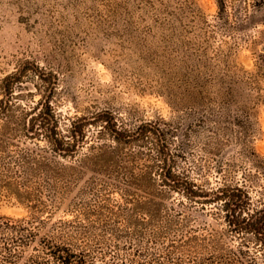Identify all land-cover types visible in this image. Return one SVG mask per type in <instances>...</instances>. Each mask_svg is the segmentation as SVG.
Returning <instances> with one entry per match:
<instances>
[{
  "label": "rangeland",
  "instance_id": "obj_1",
  "mask_svg": "<svg viewBox=\"0 0 264 264\" xmlns=\"http://www.w3.org/2000/svg\"><path fill=\"white\" fill-rule=\"evenodd\" d=\"M255 5V23L228 33L215 25L216 0H0V99L10 93L14 103L30 109L47 98L65 130L101 110L128 124L160 122L179 154L178 169L207 187L225 177L237 184L245 172H256L253 152L264 160V89L258 92L249 81L264 52V2ZM15 73L18 80L6 79ZM231 84L236 93L229 96L224 89ZM245 114L251 121L243 138L244 127L235 121L242 123ZM94 176L83 168L68 186L57 187L50 224L75 219L95 194L120 201V192ZM255 182L250 192L259 206L264 177ZM166 208L179 220L171 239L207 236L220 249L242 248L244 264H264L261 242L237 232L218 205L191 204L175 191ZM29 214L15 197L0 196V217ZM212 246L203 254L210 255Z\"/></svg>",
  "mask_w": 264,
  "mask_h": 264
},
{
  "label": "trees",
  "instance_id": "obj_2",
  "mask_svg": "<svg viewBox=\"0 0 264 264\" xmlns=\"http://www.w3.org/2000/svg\"><path fill=\"white\" fill-rule=\"evenodd\" d=\"M216 1L215 25L224 31L255 23L250 7L257 10L258 0L253 5L251 0ZM237 1L246 6L238 7ZM43 71L38 69L40 75ZM17 75L6 79L18 80ZM249 81L258 92L264 89V52ZM224 90L229 96L236 93L232 84ZM9 94L0 99V196L15 197L30 214L0 217V264H244L242 248L220 249L207 236L169 237L179 221L166 208L167 198L175 191L191 204L218 205L237 232L252 233L264 248V201L255 206L250 192L256 178L264 177V160H258L254 152L255 173L245 172L237 184L225 177L221 185L207 187L177 168L179 154L171 149L160 122L128 124L116 113L101 110L65 130L49 99L27 109ZM244 118L235 124L244 127L241 135L246 138L251 116ZM89 126L97 130L90 133ZM27 140L38 141L30 147ZM87 144L89 151L81 156ZM83 168H91L94 180L102 177L106 187L120 192V201L112 203L108 195L95 194L84 209L80 206L75 219L50 224L57 187L68 186ZM44 214L51 215L43 218ZM209 242L213 250L204 255Z\"/></svg>",
  "mask_w": 264,
  "mask_h": 264
}]
</instances>
